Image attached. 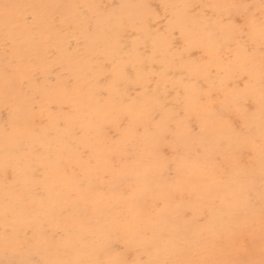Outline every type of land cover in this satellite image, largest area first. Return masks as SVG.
<instances>
[{"label":"snow or ice","instance_id":"6c2138e0","mask_svg":"<svg viewBox=\"0 0 264 264\" xmlns=\"http://www.w3.org/2000/svg\"><path fill=\"white\" fill-rule=\"evenodd\" d=\"M0 264H264V0H0Z\"/></svg>","mask_w":264,"mask_h":264},{"label":"rangeland","instance_id":"374dc122","mask_svg":"<svg viewBox=\"0 0 264 264\" xmlns=\"http://www.w3.org/2000/svg\"><path fill=\"white\" fill-rule=\"evenodd\" d=\"M97 2L109 4V5L120 4V3H131V2H143V3L151 4L154 7H158L163 3H183L186 2V0H97ZM191 2H201V0H191Z\"/></svg>","mask_w":264,"mask_h":264}]
</instances>
